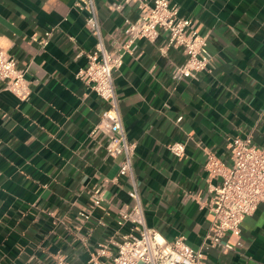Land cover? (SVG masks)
<instances>
[{
    "label": "crops",
    "instance_id": "obj_1",
    "mask_svg": "<svg viewBox=\"0 0 264 264\" xmlns=\"http://www.w3.org/2000/svg\"><path fill=\"white\" fill-rule=\"evenodd\" d=\"M96 0L108 36L138 7ZM76 0H0V50L16 58L31 94L22 98L0 79V264H54L64 252L87 264L96 245L118 237L117 213L131 202L109 155L93 133L106 102L77 77L96 37ZM209 37L213 55L196 77L174 78L181 48L141 39L114 73L123 124L136 143L134 168L145 220L166 239L184 236L193 248L211 225L213 188L207 155L229 164L231 137L250 136L264 147V0H171ZM52 30L47 45L33 39ZM185 144L182 157L169 148ZM104 201L90 209L92 190ZM104 222V223H103ZM232 250L212 248L204 264H264V202L246 216Z\"/></svg>",
    "mask_w": 264,
    "mask_h": 264
},
{
    "label": "built area",
    "instance_id": "obj_2",
    "mask_svg": "<svg viewBox=\"0 0 264 264\" xmlns=\"http://www.w3.org/2000/svg\"><path fill=\"white\" fill-rule=\"evenodd\" d=\"M126 4L137 5L138 16L125 18L121 26L106 36L96 0L75 2L78 9L86 12V22L96 37L93 50L87 53V65L79 69L77 77L106 102L92 132H102L106 137L107 153L121 157L119 175L129 182L131 199L117 213L119 231L125 225L130 228L121 231L118 237L98 243L87 264H204L208 250L234 249L232 237L241 234L244 218L264 202V147L256 144L250 136L237 135L229 141V164L215 153H208L205 166L210 175L219 177L221 181L212 189L211 225L198 248L191 247L184 236L168 240L157 229L147 225L134 168L136 143L128 138L124 128L114 73L122 67L127 54H135L139 40L155 42L162 32L167 34V40L161 51L165 53L172 47L181 48L186 56L185 61L176 66L174 78L196 77L208 69L213 55L208 35L201 33L192 19L180 14L178 3L171 0H122L117 7L122 9ZM52 33V30H47L41 36L34 35L33 39L45 46ZM26 72L27 69L20 67L15 57L0 50V79L8 81V88L22 98L31 94ZM169 148L178 157L184 155L185 144L182 142H173ZM91 193L90 209L80 211L85 219H90L92 209L105 199L101 186L95 187ZM54 264L77 263L58 251Z\"/></svg>",
    "mask_w": 264,
    "mask_h": 264
},
{
    "label": "rangeland",
    "instance_id": "obj_3",
    "mask_svg": "<svg viewBox=\"0 0 264 264\" xmlns=\"http://www.w3.org/2000/svg\"><path fill=\"white\" fill-rule=\"evenodd\" d=\"M77 264H79V263H77Z\"/></svg>",
    "mask_w": 264,
    "mask_h": 264
}]
</instances>
